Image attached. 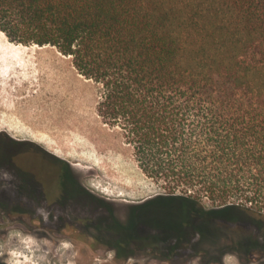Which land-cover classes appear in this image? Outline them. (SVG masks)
Segmentation results:
<instances>
[{
	"label": "trees",
	"instance_id": "trees-1",
	"mask_svg": "<svg viewBox=\"0 0 264 264\" xmlns=\"http://www.w3.org/2000/svg\"><path fill=\"white\" fill-rule=\"evenodd\" d=\"M0 32L17 45L54 47L97 85L102 123L170 191L143 208L171 201L205 215L183 223L190 239L174 238L182 230L163 238L171 254L224 245L264 252L263 220L253 224L263 236L240 229L236 237L208 221L264 214V0H0ZM111 236L118 256L132 242L155 246Z\"/></svg>",
	"mask_w": 264,
	"mask_h": 264
},
{
	"label": "rangeland",
	"instance_id": "rangeland-1",
	"mask_svg": "<svg viewBox=\"0 0 264 264\" xmlns=\"http://www.w3.org/2000/svg\"><path fill=\"white\" fill-rule=\"evenodd\" d=\"M97 100V85L78 74L70 59L54 47L15 45L0 32V176L11 177L9 167H16L24 171L17 173V178L30 177L25 175L30 172L51 184L58 176L54 163H62L69 169L67 177L77 178L96 200L111 206L113 217L121 223L118 233L127 234L131 226V233L152 240L158 247L152 249L165 256L159 251L166 247L167 239L163 238L175 236L179 221L187 216L179 203L165 201L135 214L136 220L129 217V206L170 191L142 174L120 132L98 117ZM200 202L204 208L213 204L205 198ZM10 206L6 200L0 201V260L4 264H162L148 262L151 255H147V247L133 249L137 254L127 261L113 259L115 252L103 243L112 240L110 233L27 229L24 218L14 217V213L7 217ZM80 209L87 215L101 216L100 223H108V216L98 215L100 207ZM249 215L264 221V214ZM43 219L49 226L58 225V217ZM32 221L38 223V219ZM239 225L245 233L263 236L248 221ZM239 230H234L233 237ZM158 236L162 239H153ZM200 250L206 252L198 251L195 256L191 250V255L171 257L168 264H206L204 260L217 256L220 250L227 252L222 264H245L248 258L234 245ZM251 252L258 260L248 264H264V252Z\"/></svg>",
	"mask_w": 264,
	"mask_h": 264
},
{
	"label": "flooded vegetation",
	"instance_id": "flooded-vegetation-1",
	"mask_svg": "<svg viewBox=\"0 0 264 264\" xmlns=\"http://www.w3.org/2000/svg\"><path fill=\"white\" fill-rule=\"evenodd\" d=\"M57 167V177L54 179V183L47 184L43 179L38 178L33 175V173L26 172L25 175H30V177H16L15 175L24 174V171L21 169H16V167H9V172L12 175L11 177H1L0 176V201H8L11 203L9 207V213L7 217H10L12 213H14V217L19 219L24 218L25 223L28 225L27 229L34 228L40 232L46 233H82V234H89L92 232L96 233H110L114 234L116 238H141L142 236L138 235H128L123 233H118L117 229L114 225H111L113 220V214L109 210L103 211L102 207H105L104 203L96 200V198L89 194L87 190L80 184L79 180L74 177H67L66 174H69V169L62 163H54ZM11 166V165H10ZM24 203V204H21ZM100 207V214L98 215H106L109 218L106 220L108 226H105V229L98 230L96 227L100 219L97 221L101 216L93 217L90 215L85 214L84 212L80 211V208L84 207ZM12 210H11V209ZM184 213L187 216V219L179 221V228L182 230V234L174 237L176 238H185L190 239L192 233L191 227H187L183 225V223H199L203 222V216H201L202 212L200 211H191V210H184ZM9 215V216H8ZM46 217H58V225L57 226H49L44 222L43 218ZM102 218V217H101ZM32 219H38V223L34 224ZM110 219V220H109ZM211 223L217 224V230H237L240 227V223L244 221H248L252 223V225L257 224V221L254 217H251L247 213L243 212H235L232 215H229L225 212L219 215V217L211 216L208 218ZM109 220V221H108ZM183 221V222H182ZM241 221V222H240ZM253 225V226H254ZM18 227H22L18 225ZM26 229V227H25ZM216 229V228H214ZM213 230V229H212ZM195 235V234H194ZM216 237H219L218 234H214ZM223 235V234H222ZM197 236V235H196ZM194 236V237H196ZM213 237V235H211ZM221 236V235H220ZM254 237V235H251ZM228 238L229 236H222V238ZM252 237V238H253ZM100 240V239H98ZM103 243L111 250L115 252V257L113 259H120L121 261H127L130 258H135L133 249L139 250L143 249L142 246L137 242H132L136 244V246H132V250H128L126 253L123 252L122 255L118 256L117 246L113 244L111 241H107ZM156 247V246H153ZM158 248V247H156ZM180 249L176 252V254H171V247L166 246L164 249H160L161 253H165L166 255H157L158 251L153 250L152 247L146 248V253L149 256L148 262H161L162 264H168L171 260V257H178L183 254L188 253L191 255V249L187 246H180ZM152 249V250H151ZM123 250V249H122ZM195 256L198 254L197 250L194 251ZM227 254L223 250L214 257H207L204 260L206 264H222L223 258ZM248 258L246 260H242V258L238 257V261H243L245 264L250 263V261L258 260L255 253L251 251L247 254ZM187 256V255H184ZM191 260V257H188ZM246 261V262H245ZM0 264H4L0 260Z\"/></svg>",
	"mask_w": 264,
	"mask_h": 264
},
{
	"label": "water",
	"instance_id": "water-1",
	"mask_svg": "<svg viewBox=\"0 0 264 264\" xmlns=\"http://www.w3.org/2000/svg\"><path fill=\"white\" fill-rule=\"evenodd\" d=\"M144 203V201H142L141 203L135 204V205H131L128 208V214H139V212H141L142 210H144L145 208H143L142 204ZM107 206L109 207V209L111 210V206L107 204ZM112 211V210H111ZM129 214V216H130Z\"/></svg>",
	"mask_w": 264,
	"mask_h": 264
},
{
	"label": "crops",
	"instance_id": "crops-1",
	"mask_svg": "<svg viewBox=\"0 0 264 264\" xmlns=\"http://www.w3.org/2000/svg\"><path fill=\"white\" fill-rule=\"evenodd\" d=\"M2 35L4 36L5 40H6L8 43H11V42L8 41V39L5 37L4 34H2ZM13 44H14V43H13ZM15 45H17V44H15ZM24 46H25V45H24ZM2 132H4V131H2ZM8 137H9V136H8ZM10 139L15 140V139H13V137H11V136H10Z\"/></svg>",
	"mask_w": 264,
	"mask_h": 264
}]
</instances>
